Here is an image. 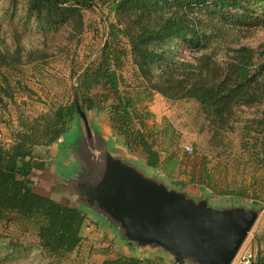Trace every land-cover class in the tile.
<instances>
[{
  "label": "trees",
  "instance_id": "1",
  "mask_svg": "<svg viewBox=\"0 0 264 264\" xmlns=\"http://www.w3.org/2000/svg\"><path fill=\"white\" fill-rule=\"evenodd\" d=\"M102 8L106 24L103 41L89 63L71 70L72 78L76 77L72 100L36 117L18 115L16 125L9 128L8 141L0 143V228L14 222L32 228L40 248L57 261L79 248L90 222L78 208L35 193L31 177L33 172L44 170L36 150L63 138L75 120L82 124L77 104L85 115L88 111H105L111 130L121 137L127 151L169 180L178 160L176 152L164 150L167 157L161 159V151L146 130L151 115L139 109L154 94L168 101L195 102L203 117L202 127L210 135L211 148L225 144L236 130L235 122L241 121L239 113L257 114L252 120H244L241 150L247 149L245 140L252 139L255 166L264 162V150L256 148L264 141V40L258 39V34L264 33V0L25 2L27 15L44 33L69 29L75 41L84 30L83 11ZM250 40L255 44L249 46L246 41ZM33 54L24 55L19 45L0 51V122L8 105L14 104L12 72L22 59L31 63ZM126 62L140 81L137 88L125 85L122 71ZM197 179L188 185L206 188L213 196L264 202V188L255 178L250 192L221 190L210 175L199 174ZM150 262L118 255L101 264ZM252 264H264V249L258 251Z\"/></svg>",
  "mask_w": 264,
  "mask_h": 264
},
{
  "label": "rangeland",
  "instance_id": "2",
  "mask_svg": "<svg viewBox=\"0 0 264 264\" xmlns=\"http://www.w3.org/2000/svg\"><path fill=\"white\" fill-rule=\"evenodd\" d=\"M25 2L26 0H0V51L14 49L19 45L24 55L34 52L32 59H29L31 63L26 64V60L22 59L19 68L12 72L14 104L8 105V112L3 114L0 122V143L8 141L9 128L11 124L16 125L18 115L24 118L36 117L72 100L76 77L72 78L71 70L77 71L93 59L106 30L101 16L105 9L102 8L101 11H83L85 26L79 40L72 39L73 31L69 29L58 33H44L34 23V18L27 15ZM258 39L264 40V33H259ZM246 43L249 46L255 44L254 40ZM122 77L129 89L140 86L129 62L125 64ZM14 81L17 83L14 84ZM139 106V109L143 108L151 115L146 120V130L150 141L161 151V159L167 157L164 150L176 152L178 160L171 170L172 180L166 181L160 177L159 170L152 173L148 168H140L143 159L127 151L121 137L111 130L105 111L86 113L95 132L90 140L85 138V146L94 157L91 161L99 163L101 168V152L107 151L112 155L114 163L135 171L154 186L176 194H180L179 188L185 187V190L193 191V196L201 194L205 197L203 203L214 212L241 210L246 213L248 209L254 208L258 212V218L242 250L247 249L256 255L263 244L264 202L254 204L234 197H216L206 188L188 184L191 180H198L201 174L204 177L210 175L221 190L241 189L250 192L253 178L264 188V162L256 167V159L251 156L254 150L250 148L254 141L246 139V143H249L247 149L241 150L244 120H252L258 115L253 112L239 113L241 121L235 122L236 130L228 136L225 144L211 148L208 143L210 135L202 127L203 117L195 102L168 101L154 94L151 101ZM83 132V127L75 120L63 138L49 147H39L36 156L43 162L44 170L33 172L31 177L35 193L61 203L67 198L71 199L87 215L90 225L84 229L83 242L66 259L57 261L40 248L32 228L14 222L7 228H0V264H101L105 259L118 255L150 260V264H176L162 250L150 248L151 245L142 247L144 244L124 238L119 225L100 215L98 209L77 192L84 184L82 170L69 150L77 143L78 134ZM185 147L191 148L192 152H186ZM256 148L263 152L264 141L260 145L256 144ZM261 197L264 199V190ZM199 198L186 197V200L197 204ZM183 264L195 262L185 259Z\"/></svg>",
  "mask_w": 264,
  "mask_h": 264
},
{
  "label": "water",
  "instance_id": "3",
  "mask_svg": "<svg viewBox=\"0 0 264 264\" xmlns=\"http://www.w3.org/2000/svg\"><path fill=\"white\" fill-rule=\"evenodd\" d=\"M76 109L84 136L78 134L76 146L69 152L82 170L84 184L76 191L84 200L119 225L124 238L162 250L176 264L185 259L195 264H233L258 218L254 208L246 213L214 212L203 203L201 194L193 196L179 187L180 194H176L154 186L135 171L114 163L107 151L101 152L100 168L91 161L94 157L85 146V138L90 140L95 132L78 104ZM197 196V204L186 200ZM66 201L63 204L77 208L71 199Z\"/></svg>",
  "mask_w": 264,
  "mask_h": 264
},
{
  "label": "built area",
  "instance_id": "4",
  "mask_svg": "<svg viewBox=\"0 0 264 264\" xmlns=\"http://www.w3.org/2000/svg\"><path fill=\"white\" fill-rule=\"evenodd\" d=\"M185 151L191 153L192 149L189 147H185ZM243 246L241 247L239 253L237 254L233 264H252V260L254 259L255 256L251 251L247 249L242 250Z\"/></svg>",
  "mask_w": 264,
  "mask_h": 264
},
{
  "label": "crops",
  "instance_id": "5",
  "mask_svg": "<svg viewBox=\"0 0 264 264\" xmlns=\"http://www.w3.org/2000/svg\"><path fill=\"white\" fill-rule=\"evenodd\" d=\"M140 163V162H139ZM140 168L142 169V168H148V167H146V165H145V162L143 161V163H140ZM148 170H150V172H152V173H155V169H151V168H148ZM160 177H162L163 179H165L166 181L168 180L167 179V177L162 173V172H160V174H158ZM183 190H185V189H187V188H182ZM188 193H190L191 195L193 194V191H189V190H186ZM50 199H52V198H50ZM52 200H54V199H52ZM55 201V200H54ZM264 249V244H262L261 246H260V248H259V250L258 251H261V250H263ZM255 254V253H254ZM255 256V255H254Z\"/></svg>",
  "mask_w": 264,
  "mask_h": 264
}]
</instances>
